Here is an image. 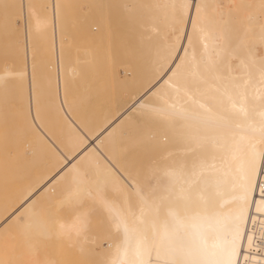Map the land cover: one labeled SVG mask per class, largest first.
I'll return each instance as SVG.
<instances>
[{
    "label": "bare ground",
    "instance_id": "bare-ground-1",
    "mask_svg": "<svg viewBox=\"0 0 264 264\" xmlns=\"http://www.w3.org/2000/svg\"><path fill=\"white\" fill-rule=\"evenodd\" d=\"M72 1L0 0V35L21 20L18 37H0L13 57L0 63L4 264L59 242L85 264H146L178 229L211 242L237 227L236 264H264V0H118L132 27L119 53L105 39L102 88L122 90L97 108L85 82L94 55L69 54L64 26L90 7ZM117 55L124 77L109 67ZM188 255L227 259L221 247Z\"/></svg>",
    "mask_w": 264,
    "mask_h": 264
},
{
    "label": "rangeland",
    "instance_id": "rangeland-1",
    "mask_svg": "<svg viewBox=\"0 0 264 264\" xmlns=\"http://www.w3.org/2000/svg\"><path fill=\"white\" fill-rule=\"evenodd\" d=\"M70 3L74 6L78 5L82 8L85 6L90 7L89 9L86 10L87 12L85 13V15L80 18L70 17L69 15H71V10H67L66 16L69 17L66 18V21L64 22V26L68 30L65 34V37L67 38L66 44L69 54L73 56L75 53H78L79 55L82 56V53L84 51H87L94 55L95 71L93 72L88 71L86 73L85 82L88 87L87 89L90 92L92 91L91 87L94 86L95 94L94 96L88 98L87 100L93 102L92 104L93 107L97 108L100 107V103L107 96V94H110L111 92L116 93L117 91L119 92L117 94H120L121 93L120 89L122 90V88H118L119 90H117L116 88L117 86L115 85H112L111 88L109 87V89L106 88L103 90L102 83H103V78L105 76L103 72L105 70L104 69L105 63H104V58L102 56V52L103 49L105 48V39L114 38L115 42L109 48L112 51L119 53L121 47V39L125 37V33L127 32L128 27L129 29H131L130 26L132 27V23H130L131 21H129L128 18L129 6L118 0H100L98 2L80 0L78 2L72 1ZM29 21L31 26L35 28H38L41 24L40 21L37 19L31 18ZM20 25H21V20L20 19L15 20L13 22V26L16 29L15 32L12 34L1 33L0 37L3 39L2 41L10 42L12 39L18 37ZM42 37L43 35L40 34L39 32L33 35V40L35 45V48L33 49L34 52L33 60L35 61L44 60L45 55L47 54L46 44ZM12 59H13L12 56H8L0 52V63ZM128 59L131 62H133L132 58H128ZM123 60H124L123 57L117 55L113 60L112 64L109 65L110 69L117 70L120 77H124V72L122 71V66L120 64V62H122ZM0 70H2L1 65H0ZM93 76L95 77V80L91 81V78ZM77 83L78 82H76V85H78ZM76 85L72 87V90L76 89L77 87ZM113 86H115L117 91L116 90L114 91L115 88H113ZM4 100H5L4 98H0L1 102H4ZM2 118H4V115H2ZM4 124H5L4 120H2L0 123V133L2 135L4 131ZM0 155H1V149H0ZM4 230L0 232V239L3 237ZM48 243H50V241H48ZM52 245L50 243V246H48V248L49 247L50 248L44 250L43 254L41 253L42 257L33 261L31 264H85L83 263L85 262L84 260H75L72 257H70L69 255H71V252L74 253L75 251L72 250L70 252L69 248L62 242H59L56 248H54ZM4 250H5V246L3 242L0 240V264H4V255H5ZM45 253H48L46 254L47 256H45ZM57 253L61 255L60 261L58 262L54 260L56 258L54 257V255H56Z\"/></svg>",
    "mask_w": 264,
    "mask_h": 264
},
{
    "label": "snow or ice",
    "instance_id": "snow-or-ice-1",
    "mask_svg": "<svg viewBox=\"0 0 264 264\" xmlns=\"http://www.w3.org/2000/svg\"><path fill=\"white\" fill-rule=\"evenodd\" d=\"M261 75L264 77V67L261 69ZM261 161L262 164H264V153L261 154ZM251 165L254 170V158L251 161ZM174 236V243L169 246L162 257L155 260L149 259L146 264H204L201 260L190 259L188 255L189 251L193 249L206 251L209 248L215 249L217 247H221L227 256V259L222 262H218V264H236V260L233 259V257L236 255L238 241L240 238L238 227L234 231L230 241H218L216 238H213L210 242L209 238L201 237L198 242H193L188 232L180 229L175 232ZM141 264H145V262L141 261Z\"/></svg>",
    "mask_w": 264,
    "mask_h": 264
},
{
    "label": "built area",
    "instance_id": "built-area-1",
    "mask_svg": "<svg viewBox=\"0 0 264 264\" xmlns=\"http://www.w3.org/2000/svg\"><path fill=\"white\" fill-rule=\"evenodd\" d=\"M258 186L261 191H264V164H262V161L259 169Z\"/></svg>",
    "mask_w": 264,
    "mask_h": 264
}]
</instances>
